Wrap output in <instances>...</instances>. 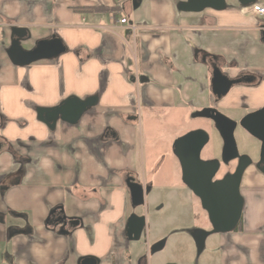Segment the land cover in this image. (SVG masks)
<instances>
[{
	"label": "crops",
	"instance_id": "1",
	"mask_svg": "<svg viewBox=\"0 0 264 264\" xmlns=\"http://www.w3.org/2000/svg\"><path fill=\"white\" fill-rule=\"evenodd\" d=\"M186 1L0 0V264H133L127 223L145 214L126 181L148 189L144 204L163 181L155 123L164 126L157 139L170 141L172 176L175 137L210 126L199 111L241 118L264 107V19L253 4L189 12ZM54 37L60 55L13 62L16 39L30 51ZM214 65L239 80L221 98ZM72 96L98 100L76 123L40 119ZM172 124L182 132L171 135ZM241 194L238 226L216 233L217 264H264V173L255 165ZM60 216L78 223H55Z\"/></svg>",
	"mask_w": 264,
	"mask_h": 264
},
{
	"label": "water",
	"instance_id": "2",
	"mask_svg": "<svg viewBox=\"0 0 264 264\" xmlns=\"http://www.w3.org/2000/svg\"><path fill=\"white\" fill-rule=\"evenodd\" d=\"M257 1L259 0H239L243 5H250ZM225 7L226 0H188L180 5L183 11L189 12H201L206 8L222 10ZM262 35L264 39V28ZM64 51L65 47L61 39L57 37L40 41L30 51L22 49L19 40L16 39L11 47L10 55L15 64L27 65L40 59L58 56ZM238 82L239 80H234L227 76L217 65L213 66L211 83L212 91L217 98L225 96ZM97 100V96H91L83 100L72 96L55 108L40 109L39 116L51 128L55 127L59 119L69 123H76L85 110L95 105ZM198 116L209 118L213 122L215 129L224 140L225 155L231 149L233 153L231 158L239 157L242 161L235 173L229 174L221 180L213 181V176L217 171V164L215 163H218V160L214 163V161H204L200 157L201 150L209 141V134L206 130L197 129L190 131L177 138L173 144V153L181 164L183 182L199 197L211 224L210 230L198 229L195 232V241L199 252H201L209 235L228 233L235 230L238 226L244 207L241 182L244 170L251 161L247 155H240L239 153L234 135L237 126L236 120L226 116L215 108H204L198 112ZM239 125L261 142L258 168L264 173V107L243 116ZM184 148H188L187 158L184 154ZM225 155L223 156V160L226 162L230 157H226ZM207 169L209 172H207L205 177L196 178L195 175H202ZM126 184L130 191L133 206L143 205L145 203V191L148 189H145L143 184L136 182L132 176H130V179L128 177ZM48 220L52 222L51 217ZM54 220L55 223L70 226L78 223V221L66 220L65 216H60ZM145 226V215L132 213L128 219L126 228L128 239L130 241H138L142 236ZM163 245L164 243L160 242L151 251L155 252L161 249ZM81 264H98V261L94 257H88L84 258Z\"/></svg>",
	"mask_w": 264,
	"mask_h": 264
},
{
	"label": "rangeland",
	"instance_id": "3",
	"mask_svg": "<svg viewBox=\"0 0 264 264\" xmlns=\"http://www.w3.org/2000/svg\"><path fill=\"white\" fill-rule=\"evenodd\" d=\"M259 2L264 4V0ZM227 115L239 119L235 113L228 112ZM155 124L158 127L155 131V156L167 173L163 175L165 177L162 176L161 184L154 185L146 204L134 207L135 212L146 215V228L140 240L130 242L131 262L137 264L142 256L148 264H217L219 234L209 235L203 250L199 252L195 232L198 229L210 230V221L199 200L188 188L179 184V175L168 174L171 156L166 154V150L170 152V141L166 137L157 139L164 134V126L160 122ZM172 130L178 134L183 128L172 124L169 130L171 135ZM235 139L241 154L257 158L261 148L257 138L240 126L235 132ZM160 242L164 243L163 247L155 253L150 252V248Z\"/></svg>",
	"mask_w": 264,
	"mask_h": 264
},
{
	"label": "flooded vegetation",
	"instance_id": "4",
	"mask_svg": "<svg viewBox=\"0 0 264 264\" xmlns=\"http://www.w3.org/2000/svg\"><path fill=\"white\" fill-rule=\"evenodd\" d=\"M245 116V115H243ZM242 116V117H243ZM201 117V116H199ZM241 117V118H242ZM202 118H205L210 126L209 128H206V127H203V126H200L198 128H195V129H191L185 133H182L180 135H178L177 137H175L174 141H173V144L175 142V140L183 135H185L186 133L190 132V131H193V130H197V129H203V130H206L209 134V141L205 144V146L203 147V149L201 150V154H200V157L202 160L204 161H214L217 162L218 160V163H215L217 164V171L215 172L214 176H213V181H216V180H221L223 179L225 176L229 175V174H233L236 172L237 168L239 167V165L241 164V159L239 157H235V158H231V156L233 155L232 153V150L230 149V151H228V153L225 155V150H224V140L223 138L221 137L220 133L215 129L214 127V124L210 121L209 118H206V117H201ZM241 118L239 119H235L237 121V126L235 128V131H234V135H235V132L236 130L238 129V127H240L239 125V122L241 120ZM173 146V145H172ZM187 149L188 148H184V154L186 156V158L188 157V153H187ZM260 151H261V148H260ZM240 153V152H239ZM228 156L230 157V159L228 161H224L223 160V156ZM240 155H245V154H241ZM248 156V155H247ZM250 158V161L251 163L246 167V169L244 170V173H243V178L245 176V174L247 173V171L249 170V168L252 166V165H255L256 167H258L259 165V162H260V152L258 153V156L257 158L253 159L251 156H248ZM248 160V159H247ZM177 166L179 167V181L180 183L179 184H182L183 186H185L186 188H188V190L199 200V204L200 206L202 207V204H201V201L199 199V197H197L195 195V193L192 191V189L183 182V178H182V169H181V164L178 160L177 162ZM215 166V165H213ZM211 166V167H213ZM207 172H209V170H205V172L200 175V174H197L195 175L197 179H200V177H205V175L207 174ZM242 178V179H243ZM129 179H130V176H129ZM181 185V186H182ZM203 209V207H202ZM204 210V209H203ZM205 211V210H204ZM206 212V211H205ZM208 216V215H207ZM209 219V218H208ZM145 230V229H144ZM142 237V236H141ZM155 247L152 246V248ZM152 248H150V252H152ZM155 253V252H154ZM137 264H148L147 263V260L146 259H143V257H140V259L138 260V263Z\"/></svg>",
	"mask_w": 264,
	"mask_h": 264
},
{
	"label": "built area",
	"instance_id": "5",
	"mask_svg": "<svg viewBox=\"0 0 264 264\" xmlns=\"http://www.w3.org/2000/svg\"><path fill=\"white\" fill-rule=\"evenodd\" d=\"M253 10L264 19V5L260 4L259 2L253 3ZM121 23H126L127 18L120 19Z\"/></svg>",
	"mask_w": 264,
	"mask_h": 264
}]
</instances>
